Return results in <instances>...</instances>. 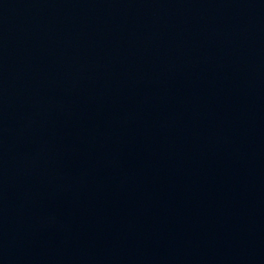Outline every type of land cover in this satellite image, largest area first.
<instances>
[{
    "label": "water",
    "instance_id": "obj_1",
    "mask_svg": "<svg viewBox=\"0 0 264 264\" xmlns=\"http://www.w3.org/2000/svg\"><path fill=\"white\" fill-rule=\"evenodd\" d=\"M0 264H264V0H0Z\"/></svg>",
    "mask_w": 264,
    "mask_h": 264
}]
</instances>
